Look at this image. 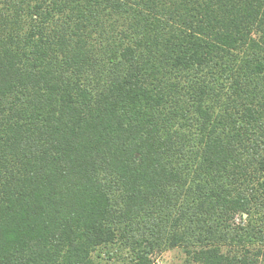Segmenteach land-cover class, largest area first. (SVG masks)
<instances>
[{
    "label": "trees",
    "instance_id": "1",
    "mask_svg": "<svg viewBox=\"0 0 264 264\" xmlns=\"http://www.w3.org/2000/svg\"><path fill=\"white\" fill-rule=\"evenodd\" d=\"M173 248L264 264V0H0V264Z\"/></svg>",
    "mask_w": 264,
    "mask_h": 264
},
{
    "label": "rangeland",
    "instance_id": "2",
    "mask_svg": "<svg viewBox=\"0 0 264 264\" xmlns=\"http://www.w3.org/2000/svg\"><path fill=\"white\" fill-rule=\"evenodd\" d=\"M122 255H126V251L122 250ZM186 258L185 253L181 248H173L162 250L161 252L154 253L151 257V264H183ZM106 264H113L109 263ZM116 264H120L117 262Z\"/></svg>",
    "mask_w": 264,
    "mask_h": 264
}]
</instances>
